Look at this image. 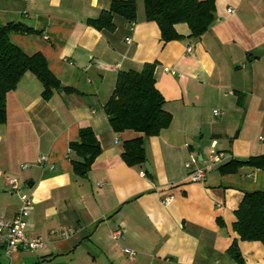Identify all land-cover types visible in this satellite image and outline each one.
Here are the masks:
<instances>
[{
	"label": "crops",
	"instance_id": "0c3cea01",
	"mask_svg": "<svg viewBox=\"0 0 264 264\" xmlns=\"http://www.w3.org/2000/svg\"><path fill=\"white\" fill-rule=\"evenodd\" d=\"M114 1L0 0V27L21 23L31 30L11 34L12 43L28 56L42 54L71 90L46 101L42 83L28 73L7 95L0 217L15 220L21 210L9 184L16 178L34 201L26 235L42 246L9 254L0 243V264H240L229 253L235 242L242 264H264V245L242 241L234 230L246 194L264 192V170L248 164L221 170L264 156V0H216L208 32L191 38L180 24L183 38L167 43L146 21L141 0L136 22L115 15L113 32L92 26ZM146 65H154L172 123L144 138L145 162L130 166L124 143L140 135L115 133L105 106L119 74ZM85 128L102 154L80 177L69 152ZM214 153L225 156L216 166ZM42 157L48 162L39 165ZM197 169L208 170L204 184L191 181Z\"/></svg>",
	"mask_w": 264,
	"mask_h": 264
},
{
	"label": "trees",
	"instance_id": "16d2710c",
	"mask_svg": "<svg viewBox=\"0 0 264 264\" xmlns=\"http://www.w3.org/2000/svg\"><path fill=\"white\" fill-rule=\"evenodd\" d=\"M138 1L116 0L110 11L90 24L99 31L116 29L114 16L128 22L137 20ZM145 4L146 21L155 22L160 28L162 41L172 42L183 37L176 26L186 24L191 38H199L208 32L216 20V0H141ZM31 32L23 24L0 27V125L7 121V95L15 91L21 80L32 73L44 87L43 97L50 101L56 91L64 90L60 81L50 72L42 54L28 56L10 40L11 34ZM165 99L156 87L154 65H146L141 72H121L115 91L105 106L112 129L117 134L137 133L140 136L124 143L123 159L130 165L145 162V137L159 136L172 123V116L163 108ZM80 141L70 145V158L77 176L86 177L102 154V146L90 128L82 129ZM248 164L264 170V156L251 158L245 163L229 164L221 168L223 174L235 173L240 165ZM235 232L245 242H261L264 245V192L246 194L236 212ZM238 263L243 259L237 242L229 250Z\"/></svg>",
	"mask_w": 264,
	"mask_h": 264
},
{
	"label": "built area",
	"instance_id": "2783aa9c",
	"mask_svg": "<svg viewBox=\"0 0 264 264\" xmlns=\"http://www.w3.org/2000/svg\"><path fill=\"white\" fill-rule=\"evenodd\" d=\"M189 53H192V49H188ZM175 75V73H173ZM215 115H219V112L216 111ZM225 159L223 154L214 153L210 159L211 165L216 166L222 163V160ZM47 158L42 157L39 159V165L46 163ZM29 165H24L23 169H26ZM190 164L187 165V168H190ZM208 170L207 169H197L191 172L190 178L191 181L194 183H205L207 180ZM9 184L11 188V192L19 193L22 200V207L15 218V220H8L3 217H0V243H6L7 245V252L9 254L14 253L20 248L33 250L37 249L42 246V242L40 240H30L26 235V228H27V220L30 216L31 212L34 210V201L30 195L21 194L22 187L19 181L16 178H10ZM172 201V198H166L164 204L168 205ZM121 233L116 232L115 236H120ZM125 254H127L131 260L134 259L135 253L130 250H125Z\"/></svg>",
	"mask_w": 264,
	"mask_h": 264
},
{
	"label": "water",
	"instance_id": "95a60500",
	"mask_svg": "<svg viewBox=\"0 0 264 264\" xmlns=\"http://www.w3.org/2000/svg\"><path fill=\"white\" fill-rule=\"evenodd\" d=\"M146 169L150 171V168H149L148 164H146ZM151 172H152V171H151ZM151 172H150V173H151Z\"/></svg>",
	"mask_w": 264,
	"mask_h": 264
}]
</instances>
